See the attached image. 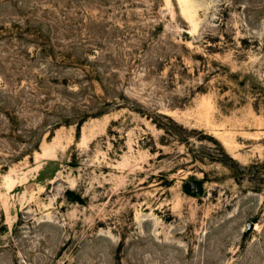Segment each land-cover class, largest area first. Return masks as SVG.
I'll return each instance as SVG.
<instances>
[{
  "label": "rangeland",
  "instance_id": "obj_1",
  "mask_svg": "<svg viewBox=\"0 0 264 264\" xmlns=\"http://www.w3.org/2000/svg\"><path fill=\"white\" fill-rule=\"evenodd\" d=\"M0 264H264V0H0Z\"/></svg>",
  "mask_w": 264,
  "mask_h": 264
},
{
  "label": "water",
  "instance_id": "obj_2",
  "mask_svg": "<svg viewBox=\"0 0 264 264\" xmlns=\"http://www.w3.org/2000/svg\"><path fill=\"white\" fill-rule=\"evenodd\" d=\"M247 227L250 229V228H252V223H248L247 224Z\"/></svg>",
  "mask_w": 264,
  "mask_h": 264
},
{
  "label": "trees",
  "instance_id": "obj_3",
  "mask_svg": "<svg viewBox=\"0 0 264 264\" xmlns=\"http://www.w3.org/2000/svg\"><path fill=\"white\" fill-rule=\"evenodd\" d=\"M29 23H30V21H29V20H27V24H29ZM30 24H31V23H30ZM30 24H29V25H30Z\"/></svg>",
  "mask_w": 264,
  "mask_h": 264
}]
</instances>
